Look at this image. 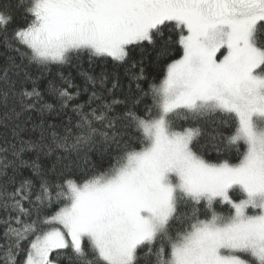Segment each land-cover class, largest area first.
<instances>
[{"label":"snow or ice","instance_id":"snow-or-ice-1","mask_svg":"<svg viewBox=\"0 0 264 264\" xmlns=\"http://www.w3.org/2000/svg\"><path fill=\"white\" fill-rule=\"evenodd\" d=\"M0 47V264H264V0H0ZM85 57L127 86L30 71Z\"/></svg>","mask_w":264,"mask_h":264},{"label":"trees","instance_id":"trees-1","mask_svg":"<svg viewBox=\"0 0 264 264\" xmlns=\"http://www.w3.org/2000/svg\"><path fill=\"white\" fill-rule=\"evenodd\" d=\"M16 23H22V20L20 18V16H17V20ZM4 49L3 47H0V66L4 65L5 62V56L3 55ZM134 56L136 58H138V53H134ZM147 64V61H146ZM128 66H120V67H116L113 65V63L109 60L107 63H105L102 60H97L95 62H93L92 64H89L87 58H83L82 60H76L74 61L72 64L70 65H65V66H56L53 65L51 66L50 70L45 71L43 73V75H40L39 70H37L35 67L31 68L30 71L32 72L34 77H38V85L41 91H44L47 86H48V81L49 80H56L57 83H59L58 80V73H63V75L65 77H68L69 75L71 76L72 80L74 83L83 86V77L80 75L81 71H87L90 74H94L96 76H99L101 74V72H107L110 75V79L107 83V87H111L112 81H111V74L112 73H116L118 74V76L120 77L121 83L126 87L128 84V77L125 74V69ZM134 71H138V69H135ZM146 72L148 74V79L149 81H151L154 77L156 78V81L158 82L159 79L162 78V74L161 73H157L155 70H153L150 66L146 67ZM145 87V89H147V83H145L143 85ZM31 87V85L29 84V88ZM116 94L119 96L120 94V90L116 89ZM46 99H49L46 96ZM87 100V93H84L81 95L80 97V102H84ZM147 103H151L150 98L146 101ZM143 108V105H141V109ZM33 115H35V113H33ZM214 119H216L217 121L219 120V117H215ZM53 122H59L58 120H55ZM178 124L183 125V126H187V124L184 121H177ZM214 126L211 123H206L204 124V128L206 132H211L212 128ZM31 128V124H29V129ZM32 139H37L39 136V133H35V134H30V133H25L24 134V138L28 139V138ZM214 155V153H213ZM36 157V152L35 151H28L24 154V158L25 159H34ZM95 158V157H93ZM40 162L47 165L50 163V158L41 155L40 157ZM23 174L25 176L30 174V170L28 169H23Z\"/></svg>","mask_w":264,"mask_h":264}]
</instances>
